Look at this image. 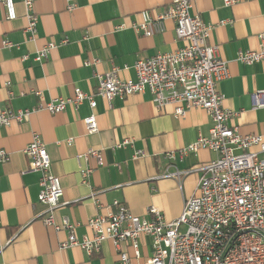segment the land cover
<instances>
[{
    "label": "crops",
    "instance_id": "obj_1",
    "mask_svg": "<svg viewBox=\"0 0 264 264\" xmlns=\"http://www.w3.org/2000/svg\"><path fill=\"white\" fill-rule=\"evenodd\" d=\"M171 0H39L34 5L38 17L37 36L29 42L22 4L15 0L16 19L7 21L0 3V113L33 109L57 98L73 96L74 89L92 93L97 77L118 69L122 80H134V64L159 53L182 46L175 41L174 24L165 21L164 30L143 37L131 24L142 21L141 13L155 19ZM191 15L213 29L208 45L216 46L227 62L228 77L218 83L222 106L235 113L230 124L242 136L264 137V106L253 99L264 92V61L246 65L236 61L238 52L258 51L259 36H264V0H189ZM73 5L68 10L67 5ZM66 44L50 50L44 61H35L38 49L49 43ZM3 41L13 47L5 48ZM91 62L85 65V62ZM40 92L41 97H36ZM96 107L86 102L78 108L67 106L61 113L44 110L32 113L23 123L0 126V149L9 154V162L0 164V264H117L111 241L101 245L98 254L88 255L78 247L61 249L68 231L55 232L39 220L44 211L38 203L39 176L28 172L29 160L23 153L36 133L44 143L51 161L50 171L59 179L63 196L54 212V221L62 218L75 225L77 240L91 237L87 222L97 215L113 212L112 203H122L133 215L150 219L148 207H155L166 221L182 211L183 201L194 193L199 174L195 170L216 156L208 150L179 152L197 137H207L211 127L201 109H190L183 117L174 116V106L157 109L146 91L109 107L95 97ZM264 105V95L262 97ZM93 114L97 132L87 134L83 119ZM125 139L132 144L116 145ZM71 141V143H68ZM101 150L103 165L92 158L77 160L88 150ZM255 150V149H254ZM143 155L133 158L134 153ZM174 153V159L166 158ZM85 167L92 173L81 183ZM165 171L189 173L164 178ZM140 259L123 247L132 264H143L151 254L150 239H139Z\"/></svg>",
    "mask_w": 264,
    "mask_h": 264
},
{
    "label": "built area",
    "instance_id": "obj_2",
    "mask_svg": "<svg viewBox=\"0 0 264 264\" xmlns=\"http://www.w3.org/2000/svg\"><path fill=\"white\" fill-rule=\"evenodd\" d=\"M24 9L25 32L29 42L37 36L38 17L34 5L39 0H18ZM239 0H225V5H233ZM5 10V19H16L15 0H0ZM67 5V9H73ZM189 0H171L170 4L155 19L148 13H141L142 21L131 24V28L143 37L159 34L164 30L165 21L174 24L175 41L182 46L169 53H159L151 58L138 60L134 66L135 79L122 80L118 69L97 77V86L92 93L74 89L73 96L57 98L28 110L0 113V126L8 127L12 122L23 123L37 111L50 114L63 112L67 106L78 108L86 102L91 111L96 107L95 97L103 99L111 106L115 99L125 100L146 91L157 109L174 106V116L183 117L186 111L203 110L211 121L207 137L199 136L187 148L179 152L180 157L188 153L208 150L215 154L209 163L197 168L199 178L191 197L183 201L179 217L166 221L155 208L148 207L150 219L133 215L122 203H112L113 212L91 218L86 226L91 237L77 240L75 225L62 218L60 225L54 221V212L61 206L63 190L59 179L51 171V161L44 143L38 134L31 135L30 143L23 153L29 160L28 172L39 176L38 203L44 207L39 220L45 227L55 232L68 231L67 240L61 249L78 247L86 254H98L101 245L111 241L118 256L117 264H132L123 250H132L134 259H140L139 239H150V257L143 264H264V137L242 136L230 124L235 113L222 106L218 83L228 75L227 62L222 60L216 46L208 45L210 25L203 24L191 15ZM258 51L238 52L236 61L251 65L264 61V36L259 37ZM49 43L38 49L35 61H44L50 50L66 44ZM3 47L11 48L10 42L3 41ZM91 62H85L90 65ZM41 97L40 92H35ZM264 92L253 95L255 106L263 107ZM87 134L97 132L93 114L84 118ZM71 143V141H68ZM132 144L125 139L117 148ZM255 149V150H254ZM174 153L166 155L174 159ZM136 152L133 158L142 156ZM92 158L98 167L103 165L102 151L90 149L77 160ZM9 154L0 149V164L9 162ZM92 169H82L81 183L87 184ZM189 172L165 171L164 178L180 179ZM4 244L0 243V250Z\"/></svg>",
    "mask_w": 264,
    "mask_h": 264
}]
</instances>
